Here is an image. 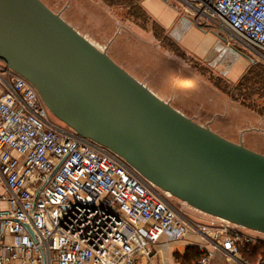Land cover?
<instances>
[{"label": "built area", "instance_id": "1", "mask_svg": "<svg viewBox=\"0 0 264 264\" xmlns=\"http://www.w3.org/2000/svg\"><path fill=\"white\" fill-rule=\"evenodd\" d=\"M178 1L202 30L264 53V0ZM1 70L0 264H163L170 245L175 264H264V235L187 218L120 157L55 125L35 87ZM190 248L199 257L184 263Z\"/></svg>", "mask_w": 264, "mask_h": 264}, {"label": "water", "instance_id": "2", "mask_svg": "<svg viewBox=\"0 0 264 264\" xmlns=\"http://www.w3.org/2000/svg\"><path fill=\"white\" fill-rule=\"evenodd\" d=\"M0 62L159 191L264 235V155L174 108L40 0H0Z\"/></svg>", "mask_w": 264, "mask_h": 264}, {"label": "rangeland", "instance_id": "3", "mask_svg": "<svg viewBox=\"0 0 264 264\" xmlns=\"http://www.w3.org/2000/svg\"><path fill=\"white\" fill-rule=\"evenodd\" d=\"M40 1L174 108L235 143L239 133H247L245 146L264 155V53L261 56L223 32L221 37L205 32L201 41L208 57L202 59L176 44L152 20L146 25L132 20L127 5L109 8L99 0ZM136 1L142 6L144 0ZM167 2L182 17L192 16L190 7L181 1ZM156 34L163 40L156 39ZM3 66L0 62V72ZM226 66L232 67L229 74L224 73ZM50 119L66 128L52 114ZM160 193L187 218L213 220ZM168 253L170 264H175L171 263L173 250ZM220 264H226L225 259Z\"/></svg>", "mask_w": 264, "mask_h": 264}, {"label": "crops", "instance_id": "4", "mask_svg": "<svg viewBox=\"0 0 264 264\" xmlns=\"http://www.w3.org/2000/svg\"><path fill=\"white\" fill-rule=\"evenodd\" d=\"M142 7L148 13V15L152 17V20H154L168 34V36L175 41L176 44L180 45L189 54L196 57L200 55L202 59L208 57V55H205V49L202 46L201 38L205 35V32L207 34H212V36L214 35V33L202 30L199 27L200 21L197 23V25L194 18L188 16L182 17L179 13V9L176 7L174 8L170 3L167 2V0H144L142 3ZM225 70L226 72L224 73L229 74L232 70V67L226 66ZM246 136L247 133H239L238 142L241 139L244 142ZM175 247L176 246L174 245H170L166 251L162 250L161 253L163 256L164 264H170L169 257L171 255L169 256V254L171 253L168 252L174 250Z\"/></svg>", "mask_w": 264, "mask_h": 264}, {"label": "trees", "instance_id": "5", "mask_svg": "<svg viewBox=\"0 0 264 264\" xmlns=\"http://www.w3.org/2000/svg\"><path fill=\"white\" fill-rule=\"evenodd\" d=\"M99 1H101L105 6H107L109 8H113L115 6L127 5L130 9V12H129L130 17L132 18V20H134L137 23L140 22V23H143L144 25H146L148 23V21L152 20V18L148 15V13L144 10V8L139 4V2L137 3L136 0H99ZM152 21H153V25L156 26L157 23L154 20H152ZM155 37L158 40L161 39V37H159L157 34ZM161 40H163V39H161ZM176 52L179 53L178 50ZM249 76H250V74H249ZM246 77L247 76H244L242 79L245 80ZM219 90H222L223 92L228 94V91L225 89L220 88ZM241 105H242V103H241ZM243 107H244V105H243ZM198 257H199V255H198L196 249L190 248L185 257H179V258L181 260H183L184 263H190L191 261L197 259Z\"/></svg>", "mask_w": 264, "mask_h": 264}]
</instances>
